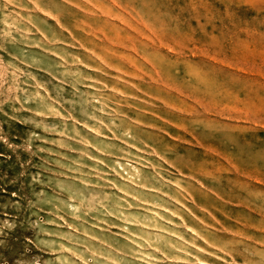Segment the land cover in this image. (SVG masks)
<instances>
[{"label":"rangeland","instance_id":"obj_1","mask_svg":"<svg viewBox=\"0 0 264 264\" xmlns=\"http://www.w3.org/2000/svg\"><path fill=\"white\" fill-rule=\"evenodd\" d=\"M0 264H264V0H0Z\"/></svg>","mask_w":264,"mask_h":264}]
</instances>
